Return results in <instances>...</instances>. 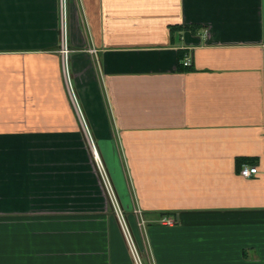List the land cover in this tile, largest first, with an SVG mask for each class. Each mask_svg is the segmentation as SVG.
Returning <instances> with one entry per match:
<instances>
[{
	"label": "crops",
	"instance_id": "crops-1",
	"mask_svg": "<svg viewBox=\"0 0 264 264\" xmlns=\"http://www.w3.org/2000/svg\"><path fill=\"white\" fill-rule=\"evenodd\" d=\"M61 3L0 0V264H136L101 210ZM66 20L72 88L149 264H264V0H66Z\"/></svg>",
	"mask_w": 264,
	"mask_h": 264
},
{
	"label": "built area",
	"instance_id": "built-area-1",
	"mask_svg": "<svg viewBox=\"0 0 264 264\" xmlns=\"http://www.w3.org/2000/svg\"><path fill=\"white\" fill-rule=\"evenodd\" d=\"M60 55H61V60H62V67H63V73H64V78L68 87V91L70 94V98L71 101L73 103V106L76 110V113L78 115L81 127L83 128L87 141L89 142V146H90V150L93 154V156L95 157L96 163L99 164L101 166L102 162L99 160V157L97 155V149L95 146V143L93 142L91 133L89 131L88 125L85 121L84 115L79 107L77 98L75 96L74 90L72 88V84H71V80H70V74H69V58H70V48L68 46V39H67V20H66V0H62L61 3V24H60ZM183 67L184 68H190L192 63L190 59H185V61L183 62ZM99 169L101 170V168L99 167ZM103 173V172H102ZM259 174V169L257 166H249V165H244L242 170H241V176L244 178H251L253 176H256ZM108 182H109V186L111 187L112 190V200L114 202V207H115V211H116V217L118 219V221L121 224L122 230L126 236L128 245L130 247V250L133 254L134 260L136 262V264H143L142 258L139 255L138 252V248L136 246L135 240L132 237L130 228L128 226V222L126 220L125 217V213L124 210L122 209L118 198L114 192L113 186L108 178ZM134 215L138 218L139 220V227H145V222L143 221V217H142V212L140 210H134ZM176 222L173 218L171 217H164L161 219L160 224L163 226H172L174 225Z\"/></svg>",
	"mask_w": 264,
	"mask_h": 264
},
{
	"label": "rangeland",
	"instance_id": "rangeland-1",
	"mask_svg": "<svg viewBox=\"0 0 264 264\" xmlns=\"http://www.w3.org/2000/svg\"><path fill=\"white\" fill-rule=\"evenodd\" d=\"M86 146L90 150L89 142L87 140H86ZM101 147H102V151L104 152L105 157H106V155L108 156V151L109 150L107 148V144L102 142L101 143ZM103 160H105V159H103ZM108 161H109V163L112 166V161L110 160V158H109ZM96 167H97L98 174H99V177H100V180H101V185H100V187H98L99 193L103 196V189H104V193L106 194V198H107V199H105V197L103 198V200L105 202H101V205H102L101 206V210L102 211L104 210L103 212H105V210H106L107 211L106 213L112 214V215H114L116 217V211H115V207H114L115 205H114V202L112 200V190H111V187L109 186V182H108L109 176H108L107 170L105 171L104 166H101L100 164H99V167L101 168V170L99 169L98 164L96 165ZM111 168L113 169V167H111ZM109 180H110V178H109ZM110 182H111V180H110ZM101 189H102V192H101ZM137 248H138V252H139L140 257L142 258L143 263L144 264H149L150 260H149V255H148V251H147L146 246L144 245V247H142V249H141L137 245Z\"/></svg>",
	"mask_w": 264,
	"mask_h": 264
},
{
	"label": "trees",
	"instance_id": "trees-1",
	"mask_svg": "<svg viewBox=\"0 0 264 264\" xmlns=\"http://www.w3.org/2000/svg\"><path fill=\"white\" fill-rule=\"evenodd\" d=\"M180 69H182V70H183V69H187V68H184V67H183V65H180Z\"/></svg>",
	"mask_w": 264,
	"mask_h": 264
},
{
	"label": "bare ground",
	"instance_id": "bare-ground-1",
	"mask_svg": "<svg viewBox=\"0 0 264 264\" xmlns=\"http://www.w3.org/2000/svg\"><path fill=\"white\" fill-rule=\"evenodd\" d=\"M98 155V154H97Z\"/></svg>",
	"mask_w": 264,
	"mask_h": 264
}]
</instances>
